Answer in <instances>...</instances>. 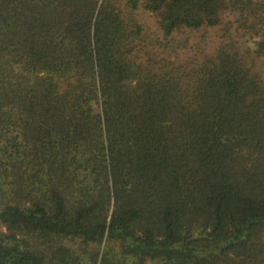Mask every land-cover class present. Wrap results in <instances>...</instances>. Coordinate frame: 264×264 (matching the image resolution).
<instances>
[{
	"label": "trees",
	"instance_id": "obj_1",
	"mask_svg": "<svg viewBox=\"0 0 264 264\" xmlns=\"http://www.w3.org/2000/svg\"><path fill=\"white\" fill-rule=\"evenodd\" d=\"M0 264H264V0H0Z\"/></svg>",
	"mask_w": 264,
	"mask_h": 264
},
{
	"label": "rangeland",
	"instance_id": "obj_2",
	"mask_svg": "<svg viewBox=\"0 0 264 264\" xmlns=\"http://www.w3.org/2000/svg\"><path fill=\"white\" fill-rule=\"evenodd\" d=\"M139 18L150 38L163 41V49L160 47L159 50L176 54L178 61H198L205 54L211 53L220 43L229 40H233L241 50L247 48V35H242L241 30L237 29L238 23L234 13H225L221 22L215 26L181 30L168 38L162 35L150 11L139 9ZM255 63L257 67L263 68L261 60Z\"/></svg>",
	"mask_w": 264,
	"mask_h": 264
}]
</instances>
